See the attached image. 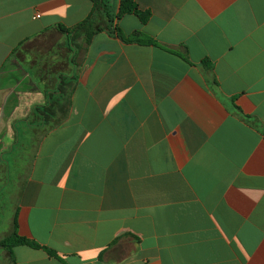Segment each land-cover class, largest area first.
I'll list each match as a JSON object with an SVG mask.
<instances>
[{
  "label": "crops",
  "instance_id": "obj_1",
  "mask_svg": "<svg viewBox=\"0 0 264 264\" xmlns=\"http://www.w3.org/2000/svg\"><path fill=\"white\" fill-rule=\"evenodd\" d=\"M105 2L154 43L73 52L90 0H0V264H264V0Z\"/></svg>",
  "mask_w": 264,
  "mask_h": 264
},
{
  "label": "trees",
  "instance_id": "obj_2",
  "mask_svg": "<svg viewBox=\"0 0 264 264\" xmlns=\"http://www.w3.org/2000/svg\"><path fill=\"white\" fill-rule=\"evenodd\" d=\"M93 3V8L89 16L76 25L73 28H66L64 26L59 27V31L66 36L71 45L70 50L73 52L75 49H79L81 46L78 44L80 40L85 46H90L92 39L95 35L107 32L108 34L114 35L117 34L125 42H137L142 44H153V40L147 38L140 32H134L130 37L126 38L124 33L118 27H113L111 19L107 13V4L105 0H90ZM135 15L140 21L145 24L150 18L148 12H142L138 9V6L135 0H121L120 13L118 18H122L124 15ZM22 46V45H21ZM77 75L68 76L60 75L58 77V91L59 95L57 98L54 97L56 92L49 93L48 101L45 105L37 106L34 109V112L41 116L42 122L44 124H52V120L55 114L61 113L66 117L70 110V93L71 87L75 83ZM55 122L53 121V125ZM1 246L5 248L11 260L14 261L13 248L16 246H29L33 249H41L42 247L35 241L28 240L24 237H21L18 234L17 222L14 224V230L9 237L1 242ZM50 256H55L52 251L45 249Z\"/></svg>",
  "mask_w": 264,
  "mask_h": 264
},
{
  "label": "rangeland",
  "instance_id": "obj_3",
  "mask_svg": "<svg viewBox=\"0 0 264 264\" xmlns=\"http://www.w3.org/2000/svg\"><path fill=\"white\" fill-rule=\"evenodd\" d=\"M7 228V218L6 217H3V218H0V233L2 231H4L5 229ZM14 230V229H13ZM11 235V234H10ZM9 235V236H10ZM8 236V237H9ZM7 238V237H6Z\"/></svg>",
  "mask_w": 264,
  "mask_h": 264
}]
</instances>
